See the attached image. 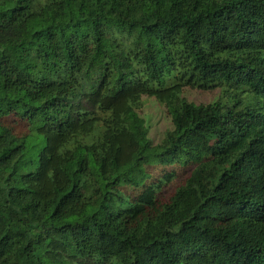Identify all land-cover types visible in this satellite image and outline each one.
Here are the masks:
<instances>
[{"label": "trees", "instance_id": "16d2710c", "mask_svg": "<svg viewBox=\"0 0 264 264\" xmlns=\"http://www.w3.org/2000/svg\"><path fill=\"white\" fill-rule=\"evenodd\" d=\"M0 264H264V0H0Z\"/></svg>", "mask_w": 264, "mask_h": 264}, {"label": "rangeland", "instance_id": "374dc122", "mask_svg": "<svg viewBox=\"0 0 264 264\" xmlns=\"http://www.w3.org/2000/svg\"><path fill=\"white\" fill-rule=\"evenodd\" d=\"M220 89V87L208 90L184 87L183 95L189 101L195 102L197 104H207L215 101L218 98L221 93ZM139 113L145 120L149 131V138L154 143H159L163 138L165 131L172 128V119L166 107L163 104H160L154 97H143V103L139 109ZM193 167V164L176 166V176L164 188V191L161 195L164 200L168 199L174 193L176 188L184 183L186 178L190 175ZM159 170L160 169H154V171Z\"/></svg>", "mask_w": 264, "mask_h": 264}]
</instances>
